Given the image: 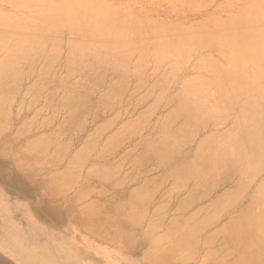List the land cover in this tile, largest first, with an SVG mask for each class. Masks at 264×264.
<instances>
[{
  "label": "bare ground",
  "instance_id": "obj_1",
  "mask_svg": "<svg viewBox=\"0 0 264 264\" xmlns=\"http://www.w3.org/2000/svg\"><path fill=\"white\" fill-rule=\"evenodd\" d=\"M2 1L14 11L0 13V160L21 178L45 169L54 203L72 191L79 227L132 250L138 234L141 264H264V0L187 26L103 0ZM182 1L210 5L167 0ZM52 236L36 248L12 233L0 250L20 264H100Z\"/></svg>",
  "mask_w": 264,
  "mask_h": 264
},
{
  "label": "rangeland",
  "instance_id": "obj_2",
  "mask_svg": "<svg viewBox=\"0 0 264 264\" xmlns=\"http://www.w3.org/2000/svg\"><path fill=\"white\" fill-rule=\"evenodd\" d=\"M103 1L106 2L108 5L110 4V6H113L114 8L120 9L121 11L133 12V13H135V14L141 16V17L147 18V19H149L151 21L154 20V22L156 21L157 23L158 22L169 21V22L180 23L183 26L191 25L192 23L193 24H199V23L201 24L202 21L204 22V21L207 20L206 17L208 18V17H210V16H212L214 14H218L220 16L221 13H222L221 16L225 17L228 14L234 13L235 10L238 7H240L242 5V2H243V0H213V1L209 0L210 2L207 1V3L205 2L203 4L204 6L205 5L207 6V5H209L208 3H210V5L208 6L209 8L205 6L207 9H205L203 7H200V9H198V7L194 8V9H187L184 6L185 3L182 1L181 5H179L180 8L173 10L172 8H170V5L167 2V0H103ZM128 1L131 2V3H128ZM5 2L6 1H2V0L0 1V13L4 14V13H7V12H13L14 10L9 6L8 3L6 5ZM142 4L145 5V6L143 7ZM218 6H220V7H218ZM220 9H221V11H220ZM139 10H143V12H141ZM197 12H199V13H197ZM202 17H204V19H202ZM197 20L198 21L201 20V21L199 23H196V22H198ZM212 51L215 52L216 50H212ZM30 81H31V79L29 81H28V79L27 80L25 79V81L22 82V86L25 87L23 85L24 83H25V85H29L28 83H30ZM26 88H23V89H26ZM35 105H37V106H34L35 109H36V107L38 108V106H40V104H38V103H36ZM34 108L32 107L31 109L34 110ZM31 109H30V107H29V109H28V107L25 108L24 109L25 111L23 110V112H25V113L23 114V112H22V115H24V116L27 115V114L29 115V113L32 111ZM103 116L102 115L98 116L99 118L98 119L95 118V121L99 122L101 120V118H103ZM105 117H106V115H105ZM109 130L111 131L112 128L109 129ZM137 136H139V135H137ZM137 136L126 140L123 143V146H125L126 149H134V148H136L135 145L138 146V143H139V138H137ZM135 140H137V141H135ZM133 142H135V143H133ZM123 146H122V148H123ZM130 146H132V147L134 146V147L132 148ZM119 150L117 152L120 153L121 152V147L119 148ZM119 153L116 154V152H115L114 155L117 157V155H119ZM0 161L3 162V163L0 164V165L3 166V167L1 166V168H0V188L3 191L2 192L0 190V202L4 203L6 205L7 211H8L7 212V214H8L7 215V219H4V221H3L2 217H0V237L2 236L5 241L7 240L8 236H10V234L13 233V234H16L18 237L10 238L12 246L24 245L26 241L30 240V241H28V243L29 242L32 243L36 248H42V247L46 246L45 245V241L47 239V236H50V235L52 236V234L54 233L52 237H56L62 242L64 241L65 244L68 245L70 247V249H72L77 254V256L80 259H82V258L84 260L88 259L87 260L88 262L89 261H94V260H99L100 264H103V263H105V264H137V263L141 264L142 263L141 260H143L144 246L142 247L143 242H141V240H140L141 238H140V236L138 234H136V236H135V237H137L136 238V240H137L136 242L139 241L142 244L138 242L141 245H138V243H136V245L133 246L134 249L136 248V246H138L137 247L138 250L136 249L138 251L137 252L134 249L132 250L131 246H130L131 249L128 247V245L126 247H124V246L122 247V246H120L119 244H117L115 242H110L108 240H105V238L100 237L99 235L97 236V234L87 230L83 226L79 227V224L75 223V221L72 223L70 218H69V217H71L72 213H71V210L69 211L67 206H68V202L70 201V200H68V198L69 199L71 198L72 191H69L67 193V195H65V197H67L66 199L68 200V202L64 201V199H65L64 196H61V197H63V198L60 197L62 200L60 198H57V199H59L57 201L59 203H56V200H55V203H54V202L51 201L52 200L51 198H50L51 200H49L48 198L46 199L45 197H43L46 193L39 188L38 181H39V179H41V177L39 178V176L40 175L42 176L44 174L45 169L42 168V170L41 169L39 170V171H41L43 173L42 174H40L41 172L37 173L38 177L36 175L35 177H32V178L24 177V176L21 178V175H19L21 173L19 172V170L13 164H11L7 160H4V161L0 160ZM8 166H9V168H8ZM10 166H11L12 169L10 168ZM15 169H17L18 171L15 170ZM13 170L16 171L19 174H17L16 172L13 173ZM263 170H264V168H263ZM262 171H261V173L264 172V171L263 172ZM150 172L153 174L152 171H150ZM12 173H13V175H11ZM157 173L158 172L156 171V173L154 172L153 175H155V174L157 175ZM263 175H264V173H263ZM6 176H8V177H6ZM11 176L12 177L17 176L18 178H20L22 180L24 179L22 181L23 183L21 181L17 182L16 180H15L16 184L7 182L9 177H11ZM33 178H35V179H33ZM31 179L33 181L36 180V179L37 180L35 182H32ZM30 182L33 185L30 184ZM10 185L19 186L23 191L18 190L17 192H14L13 194H11V192H9V190L12 189V188H10ZM5 186H6V188H5ZM28 187L29 188L33 187L35 190H33V188L29 189ZM14 191H16V190L14 189ZM3 193H5L7 195H5ZM18 195H19V197H18ZM88 195L89 196H85L84 197V200L85 199L86 200L90 199L91 195L95 198L96 194L95 193H91V195L90 194H88ZM3 197H4V199H3ZM29 197H31V198H29ZM32 197L33 198L35 197L34 198L35 200L32 199ZM87 197H89V198H87ZM82 199L77 201L74 204V206L75 207H80V206H83L84 204H86V203H84V202H86V200L84 201ZM96 199H97V195H96ZM39 200L42 203H40ZM14 201L16 203H18V204L14 203ZM25 201H26V203H25ZM87 201L89 202V200H87ZM92 201H94V199H92ZM90 202H91V200H90ZM19 203L20 204L22 203V204L20 205ZM10 204H11V206H10ZM40 205L42 207L44 205L45 209L42 208ZM65 205H67V206H65ZM38 207H40V208H38ZM26 208H28L29 211H28V209L26 211ZM51 210H53L55 213L53 211H51ZM64 210H65V212L68 211V215L69 216L66 215L67 212L65 213ZM23 211L26 212L27 215H25V213H23ZM50 211L53 212V213H51ZM63 212L65 213V216H63L64 215ZM170 212L171 213L174 212V209L172 211H170ZM11 213H12V215H10ZM50 213L52 214L53 217L51 216ZM62 213H63V215H62ZM57 214H58V216L60 215V219L58 217L56 218ZM54 215H55V217H54ZM27 217L30 220L29 222H28ZM25 219H27V220H25ZM35 219L37 220V222H39V225H38V223L36 221H34ZM73 219L74 218H72V221H73ZM45 221H47V222H45ZM35 223H37V224H35ZM33 224H35V225H33ZM47 224L50 225V226H48ZM31 225H32V227H30ZM68 226H70V227H68ZM69 229L71 231H69ZM45 230H49L50 233L48 231H45ZM78 231H80L81 233H79ZM36 232H37V234L38 233L42 234V232L43 233L46 232L48 234L44 233V235H42V236L40 235V237H39V235H37ZM75 234L77 235V237H76ZM23 235L26 236V237H29V238L26 239V237L24 238ZM74 235H75V237H74ZM33 236H35V237H33ZM36 237H38V238H36ZM63 238H65L66 240L63 239ZM101 241H103V242H101ZM83 244H84L85 248L83 247ZM110 245H112V246H110ZM86 246H88V247H86ZM139 246H141V247H139ZM115 247H117V248H115ZM139 248H141V250L143 248V250L140 251ZM134 254H136V255H134ZM126 257H128V258H126ZM83 259H82V261H84ZM0 264H20V263L17 260H15V259L11 258L10 256H8V254H5L4 252L2 253L1 250H0Z\"/></svg>",
  "mask_w": 264,
  "mask_h": 264
}]
</instances>
